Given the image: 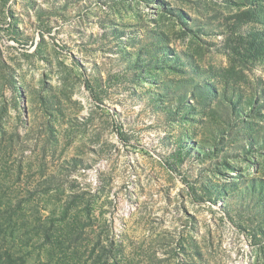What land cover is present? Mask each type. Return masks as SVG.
I'll use <instances>...</instances> for the list:
<instances>
[{
  "label": "rangeland",
  "instance_id": "obj_1",
  "mask_svg": "<svg viewBox=\"0 0 264 264\" xmlns=\"http://www.w3.org/2000/svg\"><path fill=\"white\" fill-rule=\"evenodd\" d=\"M264 264V0H0V264Z\"/></svg>",
  "mask_w": 264,
  "mask_h": 264
},
{
  "label": "trees",
  "instance_id": "obj_2",
  "mask_svg": "<svg viewBox=\"0 0 264 264\" xmlns=\"http://www.w3.org/2000/svg\"><path fill=\"white\" fill-rule=\"evenodd\" d=\"M11 263H13V261H11V259H10V254L8 255V264H11Z\"/></svg>",
  "mask_w": 264,
  "mask_h": 264
}]
</instances>
